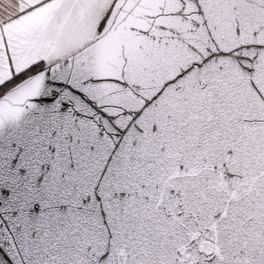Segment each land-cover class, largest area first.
Here are the masks:
<instances>
[{
	"label": "snow or ice",
	"instance_id": "snow-or-ice-1",
	"mask_svg": "<svg viewBox=\"0 0 264 264\" xmlns=\"http://www.w3.org/2000/svg\"><path fill=\"white\" fill-rule=\"evenodd\" d=\"M0 264H264V0H0Z\"/></svg>",
	"mask_w": 264,
	"mask_h": 264
}]
</instances>
